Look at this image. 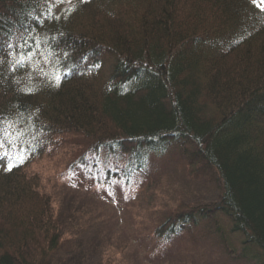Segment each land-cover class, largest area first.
Instances as JSON below:
<instances>
[{"label": "trees", "instance_id": "trees-1", "mask_svg": "<svg viewBox=\"0 0 264 264\" xmlns=\"http://www.w3.org/2000/svg\"><path fill=\"white\" fill-rule=\"evenodd\" d=\"M73 5L68 15L55 0H0V127L12 133L0 155V264H49L62 249L30 169L75 135L90 140L75 161L83 181L133 206L174 161L219 187L216 202L181 204L156 227L162 254L204 231L228 258L264 264V12L253 0Z\"/></svg>", "mask_w": 264, "mask_h": 264}, {"label": "rangeland", "instance_id": "rangeland-1", "mask_svg": "<svg viewBox=\"0 0 264 264\" xmlns=\"http://www.w3.org/2000/svg\"><path fill=\"white\" fill-rule=\"evenodd\" d=\"M55 143L30 169L31 175L41 178L44 194L53 200L63 234L62 249L49 264H255L245 258H228L212 240L214 236L204 231L166 246L164 254L158 241L151 242L156 227L179 205L218 200L219 187L204 174L186 176L174 161L133 206L122 191L116 189L111 195L108 190H98L77 172L75 161L88 149L90 140L75 135L57 138ZM152 245L155 255L152 252L151 260L146 261L145 252Z\"/></svg>", "mask_w": 264, "mask_h": 264}, {"label": "snow or ice", "instance_id": "snow-or-ice-1", "mask_svg": "<svg viewBox=\"0 0 264 264\" xmlns=\"http://www.w3.org/2000/svg\"><path fill=\"white\" fill-rule=\"evenodd\" d=\"M80 2H84V0H80ZM55 3L58 5V4H62V3H67L69 5H72L70 8H68L66 10V14L70 15L72 12L76 11V6L73 5V0H55ZM253 3L261 9L262 12H264V0H253ZM51 11V9H49V12ZM55 19H59V17H54ZM3 47L5 49H11L13 47V45L11 43H7L5 42L3 44ZM4 61L2 59H0V64H3ZM23 63V60H17L14 62V64L11 66V71H15L16 70V65H21ZM54 79H55V83H56V86H59L61 80L63 79V76L60 75V74H57L54 76ZM27 91L30 93L32 92V89H27ZM12 135V133H10L8 131V128L7 127H0V155L2 156H7V153H4L2 150H3V147H4V143H5V140L7 138H9L10 136ZM11 164H9V170L11 169Z\"/></svg>", "mask_w": 264, "mask_h": 264}]
</instances>
